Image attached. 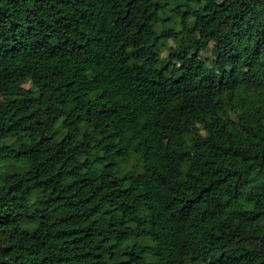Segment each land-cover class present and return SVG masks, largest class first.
Returning a JSON list of instances; mask_svg holds the SVG:
<instances>
[{
	"label": "trees",
	"instance_id": "16d2710c",
	"mask_svg": "<svg viewBox=\"0 0 264 264\" xmlns=\"http://www.w3.org/2000/svg\"><path fill=\"white\" fill-rule=\"evenodd\" d=\"M0 264H264V0H0Z\"/></svg>",
	"mask_w": 264,
	"mask_h": 264
},
{
	"label": "rangeland",
	"instance_id": "374dc122",
	"mask_svg": "<svg viewBox=\"0 0 264 264\" xmlns=\"http://www.w3.org/2000/svg\"><path fill=\"white\" fill-rule=\"evenodd\" d=\"M167 44H168V46H173V45H174V40H173L172 37H169V38L167 39ZM212 46H213V43L211 42V43L209 44L208 49H207V50H203V51H201V53H200L201 58L204 59L205 61H210L211 58H212ZM162 55H163V56H166V55H167V50H164V51L162 52ZM26 85H28V84H26Z\"/></svg>",
	"mask_w": 264,
	"mask_h": 264
}]
</instances>
